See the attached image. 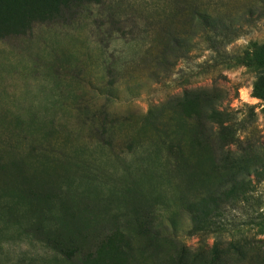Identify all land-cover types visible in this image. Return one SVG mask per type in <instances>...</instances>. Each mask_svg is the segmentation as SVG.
<instances>
[{
    "label": "rangeland",
    "instance_id": "obj_1",
    "mask_svg": "<svg viewBox=\"0 0 264 264\" xmlns=\"http://www.w3.org/2000/svg\"><path fill=\"white\" fill-rule=\"evenodd\" d=\"M193 98L231 114L241 148L195 141ZM263 159L264 0H103L0 41V264H264L263 180L219 230L191 232L185 208Z\"/></svg>",
    "mask_w": 264,
    "mask_h": 264
},
{
    "label": "trees",
    "instance_id": "obj_2",
    "mask_svg": "<svg viewBox=\"0 0 264 264\" xmlns=\"http://www.w3.org/2000/svg\"><path fill=\"white\" fill-rule=\"evenodd\" d=\"M102 2L103 0H0V41L12 37L29 35L36 25H51L53 23L60 25L67 24L69 16L77 8L88 5L100 6ZM199 19H201L202 24L208 25V27L211 25H214V27L218 26L216 24V20L218 21V19H212L207 14H199ZM172 41L178 45H181L183 42L181 38L176 36L172 37ZM160 53H164V50ZM100 54L102 55V48L101 52L96 54L98 59H102ZM78 57L79 55L74 53L65 59L61 57L62 59L60 61L62 62L64 60L68 63L71 60L75 61L71 69L76 79L80 76L77 71L79 70V65L83 62ZM100 67L101 69L104 67L107 75L111 71L110 64L106 63L104 59ZM68 71L70 72L71 70L68 69ZM52 76L54 77V75ZM193 100L180 106L179 111L184 123L195 134V141L201 142L207 139H213L221 148L230 146H235L238 149L241 148L243 141L238 137L239 129L235 127L236 123L233 122L234 119L231 114L220 111L215 107L211 108L207 113L205 108L199 103V99L193 98ZM74 106V111L77 112L78 116L87 117L85 113H82L83 109L78 108V104H74ZM84 118L80 122L84 123L89 131H96L94 128H97L102 134V126L92 125L93 122L87 120V118L83 120ZM207 121L215 126L210 132L206 128ZM157 134L158 140L164 144L169 156L175 159L181 154V157H183V160H181V168L186 169L188 175L193 178L194 175L190 165V158L186 154L182 144L164 133L158 132ZM196 144L200 145L201 143ZM249 149L256 150L257 147H251ZM224 164L227 165L229 162L226 161L225 163L224 161ZM218 166L221 167L220 162ZM227 167L229 168L230 165ZM233 175V173L228 175L219 193L212 192L208 195H203L197 201L185 205L192 222L191 232L209 233L213 230H219L221 223H217L216 220L222 216L224 205L229 203L236 204L240 201L242 196L251 188L252 176L264 181V159L251 165L247 169H243L240 176ZM151 227H153L152 220ZM149 230L139 234V237L145 238V234L149 233ZM123 256L129 261L132 255ZM120 263H123V261ZM127 263L126 261L124 264ZM176 264L181 263L176 262Z\"/></svg>",
    "mask_w": 264,
    "mask_h": 264
}]
</instances>
